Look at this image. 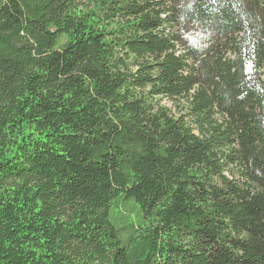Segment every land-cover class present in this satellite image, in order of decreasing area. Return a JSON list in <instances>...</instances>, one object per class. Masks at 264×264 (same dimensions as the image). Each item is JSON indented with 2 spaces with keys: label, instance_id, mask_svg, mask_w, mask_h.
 Listing matches in <instances>:
<instances>
[{
  "label": "trees",
  "instance_id": "obj_1",
  "mask_svg": "<svg viewBox=\"0 0 264 264\" xmlns=\"http://www.w3.org/2000/svg\"><path fill=\"white\" fill-rule=\"evenodd\" d=\"M0 264H264V0H0Z\"/></svg>",
  "mask_w": 264,
  "mask_h": 264
},
{
  "label": "rangeland",
  "instance_id": "obj_2",
  "mask_svg": "<svg viewBox=\"0 0 264 264\" xmlns=\"http://www.w3.org/2000/svg\"><path fill=\"white\" fill-rule=\"evenodd\" d=\"M162 103H163L164 105H166L167 107L171 108V109L173 110L174 113H178V109L175 108V106H174L170 101H168V100H166V99H163V100H162Z\"/></svg>",
  "mask_w": 264,
  "mask_h": 264
}]
</instances>
